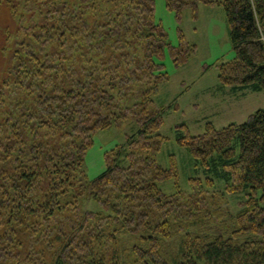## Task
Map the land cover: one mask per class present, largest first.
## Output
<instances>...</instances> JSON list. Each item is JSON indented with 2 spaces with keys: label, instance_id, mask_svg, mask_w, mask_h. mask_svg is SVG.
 Instances as JSON below:
<instances>
[{
  "label": "trees",
  "instance_id": "trees-1",
  "mask_svg": "<svg viewBox=\"0 0 264 264\" xmlns=\"http://www.w3.org/2000/svg\"><path fill=\"white\" fill-rule=\"evenodd\" d=\"M166 1L179 21L197 1L222 5L235 60L220 81L264 91V0ZM5 5L19 25L0 33V264H264V109L198 136L178 125L205 180L168 194L180 172L175 157L158 161L167 138L154 96L167 54L180 67L195 51L184 33L172 44L155 0ZM128 120L136 131L89 180L95 136ZM216 182L239 198L236 212L207 201ZM210 224L226 229L194 231Z\"/></svg>",
  "mask_w": 264,
  "mask_h": 264
},
{
  "label": "rangeland",
  "instance_id": "rangeland-1",
  "mask_svg": "<svg viewBox=\"0 0 264 264\" xmlns=\"http://www.w3.org/2000/svg\"><path fill=\"white\" fill-rule=\"evenodd\" d=\"M197 3V11L194 13L190 8L184 10L179 21L177 12L168 8L166 0H155V20L164 28L172 44H178L179 31H182L195 50L188 62L180 67L175 66L167 54L164 60L167 80L160 83L154 96V109L162 111L164 118L160 133L167 138L158 154V161L164 168H169L171 157H175L180 172L178 180L162 185L168 194L190 192L192 179L205 180L189 150L177 143L178 125H186L191 135L198 136L206 131L208 123H213L219 129L232 124L241 125L249 116L264 109V91L235 92L222 85L221 67L235 60L225 10L222 5ZM18 25V19L11 17L6 5L0 6V33L10 26ZM4 65L0 59V75ZM135 131L134 122L128 120L95 136L94 146L88 152L84 167L89 180L96 179L105 171L106 153L124 146L126 137L132 136ZM206 196L207 201H212L216 207L228 209L232 213L238 210L239 198L228 195L224 183L216 182V186L210 188ZM89 207L94 209L93 204ZM225 229L211 224L194 227V231L215 235L223 233ZM179 242L177 237L170 245L177 249Z\"/></svg>",
  "mask_w": 264,
  "mask_h": 264
}]
</instances>
